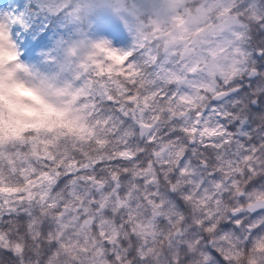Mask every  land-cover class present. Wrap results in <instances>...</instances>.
<instances>
[{
	"label": "clouds",
	"instance_id": "clouds-1",
	"mask_svg": "<svg viewBox=\"0 0 264 264\" xmlns=\"http://www.w3.org/2000/svg\"><path fill=\"white\" fill-rule=\"evenodd\" d=\"M21 14L0 12V264H264V0Z\"/></svg>",
	"mask_w": 264,
	"mask_h": 264
},
{
	"label": "trees",
	"instance_id": "trees-1",
	"mask_svg": "<svg viewBox=\"0 0 264 264\" xmlns=\"http://www.w3.org/2000/svg\"><path fill=\"white\" fill-rule=\"evenodd\" d=\"M10 3V8L13 12L20 11L23 14L24 9L27 7V0H10ZM46 27L47 25L44 26V28ZM35 39L37 41V46L44 43L46 35L43 28L39 30V34L35 37Z\"/></svg>",
	"mask_w": 264,
	"mask_h": 264
},
{
	"label": "rangeland",
	"instance_id": "rangeland-1",
	"mask_svg": "<svg viewBox=\"0 0 264 264\" xmlns=\"http://www.w3.org/2000/svg\"><path fill=\"white\" fill-rule=\"evenodd\" d=\"M10 5H11L10 0H0V12L6 10L12 11Z\"/></svg>",
	"mask_w": 264,
	"mask_h": 264
},
{
	"label": "snow or ice",
	"instance_id": "snow-or-ice-1",
	"mask_svg": "<svg viewBox=\"0 0 264 264\" xmlns=\"http://www.w3.org/2000/svg\"><path fill=\"white\" fill-rule=\"evenodd\" d=\"M21 15H23V14H21ZM102 171H104L103 169H102ZM89 179H91V177H89ZM50 227V226H49Z\"/></svg>",
	"mask_w": 264,
	"mask_h": 264
}]
</instances>
